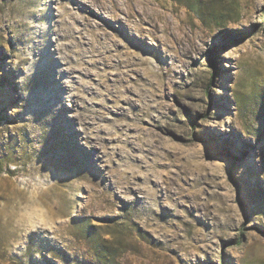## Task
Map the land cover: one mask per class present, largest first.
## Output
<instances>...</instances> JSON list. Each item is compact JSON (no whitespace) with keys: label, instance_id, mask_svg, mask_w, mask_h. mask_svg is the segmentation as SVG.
<instances>
[{"label":"rangeland","instance_id":"374dc122","mask_svg":"<svg viewBox=\"0 0 264 264\" xmlns=\"http://www.w3.org/2000/svg\"><path fill=\"white\" fill-rule=\"evenodd\" d=\"M0 115V264H264V0H0Z\"/></svg>","mask_w":264,"mask_h":264},{"label":"bare ground","instance_id":"6f19581e","mask_svg":"<svg viewBox=\"0 0 264 264\" xmlns=\"http://www.w3.org/2000/svg\"><path fill=\"white\" fill-rule=\"evenodd\" d=\"M130 99L133 98H125L124 104H127V106H122L119 109L118 124L121 126V130H122V133L120 135H121V142L123 145L120 146L121 148L119 146L118 147L120 148V150L126 151V152L120 151L119 153L122 156H125L128 161L131 160L133 162L138 161L140 163H143V166L145 168L146 167L152 168L153 166H155L154 164L156 162L155 161L156 155L161 152L160 146H158L157 142L153 139L145 138L146 140H142L143 138L141 139L140 135H136L140 129L144 128L143 123L144 122L147 123V119L149 121L152 117L149 116L150 115L149 113L145 114L147 118H145L146 116L142 114L141 110H146L145 112H147L148 105L139 108L136 107V105L134 106V104H131L132 101L130 102L129 101ZM145 112L143 111V113ZM143 115L145 117H143ZM132 130L134 131V134L131 132ZM140 171H141L140 168L135 169V172L139 173ZM146 178L150 179V177L147 174H146Z\"/></svg>","mask_w":264,"mask_h":264},{"label":"clouds","instance_id":"9594fccd","mask_svg":"<svg viewBox=\"0 0 264 264\" xmlns=\"http://www.w3.org/2000/svg\"><path fill=\"white\" fill-rule=\"evenodd\" d=\"M21 190L25 195L16 202L13 223L21 232L27 233L43 227L51 215L50 205L41 199L42 194L49 191V184L37 174L28 178Z\"/></svg>","mask_w":264,"mask_h":264},{"label":"trees","instance_id":"16d2710c","mask_svg":"<svg viewBox=\"0 0 264 264\" xmlns=\"http://www.w3.org/2000/svg\"><path fill=\"white\" fill-rule=\"evenodd\" d=\"M250 33H251V32H246L245 34H246L247 37H250V36H251ZM230 38H233V37H230ZM216 53H217V47L214 46L213 49L211 50V54H212V55H211V57H212V62H214V60H215V55H216ZM213 68L215 69L213 75H216V74L218 73L217 66L213 64ZM1 119H2V117H1V115H0V121H1ZM195 124H196V123H195V121H194V122H193V125H195Z\"/></svg>","mask_w":264,"mask_h":264}]
</instances>
